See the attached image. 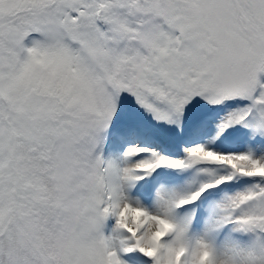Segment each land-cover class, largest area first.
Returning a JSON list of instances; mask_svg holds the SVG:
<instances>
[{
  "label": "rangeland",
  "instance_id": "374dc122",
  "mask_svg": "<svg viewBox=\"0 0 264 264\" xmlns=\"http://www.w3.org/2000/svg\"><path fill=\"white\" fill-rule=\"evenodd\" d=\"M134 5L133 13L124 16ZM2 8L0 50L4 40L15 56H24L20 62L27 61L32 74L22 84L20 72H1L0 96L37 86L28 98L17 97L10 106L16 123L11 135L6 126L0 130V170L8 163L10 140L16 146L25 142L45 161L57 147V170L49 178L56 184L57 203L51 206L62 203V226L78 225L72 218L80 215L89 219L82 223L89 230L83 239H76L73 253L61 248L64 257L73 256L80 261L77 264H114L101 237L116 204L108 205L111 192L109 182L100 180V162L107 164V176L115 161L127 168L125 152L137 151V146L119 153L124 144L120 141L138 135L166 148L155 149L142 160L148 171H168L179 181L171 186L179 187L160 189L152 206L146 205L150 214L144 215L128 200L123 199V205L134 214L152 217L159 226L158 219L170 204L182 198L192 201L202 191L197 204L216 222L244 219L236 228L247 239L232 237L239 240L219 246L209 232L204 235L209 246L219 248L225 264H264V236L250 234L255 228L264 230V169L257 165L258 158L264 160V46L255 34L264 35V0H95L86 8L82 0H0ZM93 16L110 25L111 34L103 42L95 36L93 45L85 43L88 49L84 47L79 59L78 46L65 24ZM28 17L48 19L44 36H22ZM44 81L56 97L33 92ZM63 95L71 100L67 105ZM113 117L119 119L110 131L126 136L118 142L108 139L105 147L99 143L110 129L105 119ZM14 156L19 172L27 174L26 159L16 151ZM167 158L180 164H169ZM233 186L237 192L224 193L223 189ZM11 192L7 200L16 198L0 209V232L5 234L3 222L17 200L22 239L24 234L27 237V242L20 243V264H32L27 247L40 264H54L46 248L49 230L46 239L36 237L38 215L47 206L43 187L12 182ZM187 221L180 219L178 231L192 244L187 251L198 257L204 251L195 244L201 233L193 235L194 242L184 236L191 224ZM155 229L158 234L162 230ZM147 252H138L136 259L150 264ZM10 258L7 264H13V253Z\"/></svg>",
  "mask_w": 264,
  "mask_h": 264
},
{
  "label": "bare ground",
  "instance_id": "6f19581e",
  "mask_svg": "<svg viewBox=\"0 0 264 264\" xmlns=\"http://www.w3.org/2000/svg\"><path fill=\"white\" fill-rule=\"evenodd\" d=\"M263 42H264V38H263ZM133 136L139 142L141 143L145 142L138 135H133ZM128 142L130 143L127 144ZM132 146L134 145L131 143V141L126 139L124 144L122 145L123 149L119 153H121L125 148L128 149L132 148ZM125 153L127 154L126 155L127 161L125 162L126 163L125 166L129 169L124 167L121 168L118 161L117 162L115 161L113 163L112 169L109 170L110 174L107 176L105 172L106 174L105 182H109L107 186V190L108 192H111V195L107 200L108 205L111 207L112 204H116V206H114V211H112V213L110 212L109 215L110 216L109 221L113 222L112 226L109 227L110 228L109 232L105 236V238L108 239L107 252L108 251L110 252L113 263L128 264L126 263L127 260H132V258H135L134 256L137 257L138 252L143 253L144 251H148L147 253L149 255L156 256L159 250L162 249L163 250L162 254L158 255L157 257V262H158L157 264H225L222 260L223 253L217 250L219 248L218 247L216 248L213 245L209 246V244L207 243V239H208L207 236L209 235L207 234V232H204L205 225L203 226L204 229L202 228L198 232V234L201 233V236H199L198 241L195 242V244H197L198 246L197 249L199 248L200 250L202 248L204 249V251L202 250L199 252L198 255L199 258L197 256L195 257L194 253H190V251H187L188 249H191L190 247H192V244L189 243L187 239L183 238L181 231H178L179 230L178 228H180L182 225L180 222V219L182 218L180 217V219L178 220L179 217L176 214L174 218L172 217L174 215L173 210L187 203L188 200L187 198L186 199L182 198L180 201H176L174 203L170 202L172 203L169 205L170 209H166L168 211L164 212L162 214V217L158 219L159 226L155 224L152 217L144 216L145 213H148L146 205H148V207H151L152 202L146 204L144 199H142L140 195H132L131 193L136 186L135 179L141 176L135 174L133 169V168H137L136 165L139 163L138 158L140 157V155H137L138 151H132V152L127 151ZM171 153L174 154V152ZM176 164H180V162H177ZM257 165H260V168L264 169V160L262 158H258ZM106 168H107V164H106ZM177 187L179 186H175L171 188H177ZM112 189H114L115 192L112 191ZM113 194L115 195L113 196ZM123 199L128 200V202L130 201L129 202L130 204L134 203V205L136 206L131 204L133 208H141L142 209L141 212L144 215H137L132 213L133 211L131 208H128L127 206L125 207L123 205V203H125ZM137 202L142 204L139 205ZM176 204H180V205H176ZM169 211L171 212L172 215H170ZM114 212H116V214L118 212L119 215L114 216L113 215ZM223 221L218 220L217 222H213V223L208 222L206 223V226L207 227L211 226L210 231L212 232L216 227L220 225V223H223ZM155 227L162 228L159 234L157 233L156 231L157 229H155ZM119 230H121V232H119ZM117 231L120 234L118 236H117ZM128 231L132 233H129ZM163 232H166L169 235L168 236L162 235ZM205 234L207 236L204 237ZM128 235L130 239L129 237H127ZM184 236H186V232H184ZM134 240L136 241L137 246L133 245ZM175 247H177L176 251H175ZM174 251L180 252V255L179 254L178 256L174 255ZM207 252L210 253V255L208 254V257H204L203 254ZM185 255H187L186 258Z\"/></svg>",
  "mask_w": 264,
  "mask_h": 264
},
{
  "label": "trees",
  "instance_id": "16d2710c",
  "mask_svg": "<svg viewBox=\"0 0 264 264\" xmlns=\"http://www.w3.org/2000/svg\"><path fill=\"white\" fill-rule=\"evenodd\" d=\"M86 2H91L92 0H85ZM34 23V21H33V19L32 18H26L25 19V22H24V24H26V23ZM79 24H77V26H78ZM74 26V25H73ZM72 28V27H71ZM44 186L46 187L47 186V183H44ZM54 239H56V237L54 238ZM5 248H6V245L5 244H3V246L2 247H0V259H5L4 258V256H5V254L3 253L4 252V250H5ZM19 249L17 248V246H15V248H14V252L15 251H18ZM11 255V253L9 252V254L7 255V257L8 256H10ZM14 262H13V264H20V261H19V258H18V256H19V253H14ZM1 264V263H0ZM5 264H7V262H5Z\"/></svg>",
  "mask_w": 264,
  "mask_h": 264
}]
</instances>
